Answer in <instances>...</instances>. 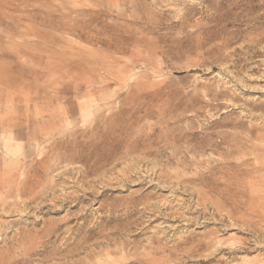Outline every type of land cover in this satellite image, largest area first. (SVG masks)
<instances>
[{"label":"rangeland","instance_id":"obj_1","mask_svg":"<svg viewBox=\"0 0 264 264\" xmlns=\"http://www.w3.org/2000/svg\"><path fill=\"white\" fill-rule=\"evenodd\" d=\"M0 264H264V0H0Z\"/></svg>","mask_w":264,"mask_h":264}]
</instances>
